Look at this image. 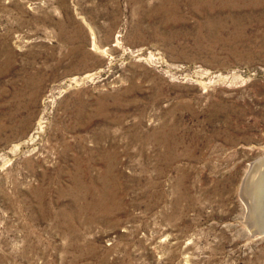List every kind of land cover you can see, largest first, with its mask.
I'll use <instances>...</instances> for the list:
<instances>
[{
	"label": "rangeland",
	"instance_id": "obj_1",
	"mask_svg": "<svg viewBox=\"0 0 264 264\" xmlns=\"http://www.w3.org/2000/svg\"><path fill=\"white\" fill-rule=\"evenodd\" d=\"M263 163L264 0H0V264H264Z\"/></svg>",
	"mask_w": 264,
	"mask_h": 264
},
{
	"label": "bare ground",
	"instance_id": "obj_2",
	"mask_svg": "<svg viewBox=\"0 0 264 264\" xmlns=\"http://www.w3.org/2000/svg\"><path fill=\"white\" fill-rule=\"evenodd\" d=\"M258 174V178L260 177V178H262V179H264V163L262 164V165H259V166H257L256 167V169H255V172H254V174H253V176H255V175H257ZM258 181V180H257ZM258 187V186H257ZM264 188L263 189H259L258 188V190L256 191V193L254 192V197H256V203H255V200H252L253 201V204H254V206H256V207H258V205H259V202L261 201V203H262V199H263V196H264ZM253 192V191H252ZM256 204V205H255ZM263 204V203H262ZM259 208V207H258ZM264 208V207H263ZM260 209V208H259ZM257 210V209H256ZM260 211V210H259ZM256 212V211H255ZM258 213V212H257ZM260 213H261V211H260ZM259 213V214H260ZM260 216H261V214H260ZM264 220V219H263ZM263 228H264V226H263ZM262 229V228H261ZM257 230V229H256Z\"/></svg>",
	"mask_w": 264,
	"mask_h": 264
},
{
	"label": "water",
	"instance_id": "obj_3",
	"mask_svg": "<svg viewBox=\"0 0 264 264\" xmlns=\"http://www.w3.org/2000/svg\"><path fill=\"white\" fill-rule=\"evenodd\" d=\"M260 224H263L264 225V220ZM261 228L262 229H257V230L256 229H253V233L258 234V235H262V234L264 235V228L263 227H261Z\"/></svg>",
	"mask_w": 264,
	"mask_h": 264
}]
</instances>
